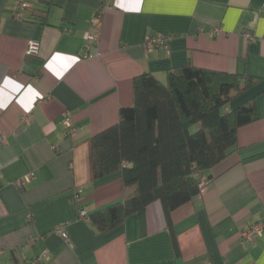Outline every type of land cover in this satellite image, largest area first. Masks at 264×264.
Instances as JSON below:
<instances>
[{"label": "crops", "instance_id": "1", "mask_svg": "<svg viewBox=\"0 0 264 264\" xmlns=\"http://www.w3.org/2000/svg\"><path fill=\"white\" fill-rule=\"evenodd\" d=\"M19 1L0 0V264H264V232L240 240L264 217V0H105L87 59L100 0H23L16 17ZM156 35L170 37L167 47L145 50ZM32 42L40 65L26 61ZM187 64L255 78L223 112L253 101L256 120L204 174V194L172 212L176 245L160 202L96 231L78 212L121 201L122 185L119 173L94 180L90 138L132 107L134 78L165 83L168 70Z\"/></svg>", "mask_w": 264, "mask_h": 264}, {"label": "trees", "instance_id": "2", "mask_svg": "<svg viewBox=\"0 0 264 264\" xmlns=\"http://www.w3.org/2000/svg\"><path fill=\"white\" fill-rule=\"evenodd\" d=\"M26 61L41 64L34 55ZM255 82L188 64L168 70L165 83L151 74L134 78L132 107L89 140L94 180L119 173L122 185L121 201L88 216L93 228L109 231L160 202L176 245L171 214L199 195L201 178L209 182L204 174L236 147L238 130L256 120L253 101L223 112Z\"/></svg>", "mask_w": 264, "mask_h": 264}, {"label": "built area", "instance_id": "3", "mask_svg": "<svg viewBox=\"0 0 264 264\" xmlns=\"http://www.w3.org/2000/svg\"><path fill=\"white\" fill-rule=\"evenodd\" d=\"M101 6L98 9V11L95 13L91 20V26L92 31L88 33L85 37V43L82 46V55L81 57L84 59L91 58L93 56L92 50L96 48L99 38H100V29H101V20L103 17V14L107 9L110 7L105 4V0H100ZM27 5L26 3L21 0L16 4L15 7V15L16 17H19V11L25 8ZM68 33L71 32V30H67ZM219 32L218 29H214L212 33ZM244 36L248 39H251V37L248 34H244ZM170 41V37L168 36H162V35H156V36H146L144 39V49L147 51H151L157 48H166L168 43ZM37 52V43H30L27 50V55H36ZM26 120L23 119L22 122H25ZM64 124L66 126V133L70 136H74L76 133V128L70 125L69 121V115L65 114L63 118ZM33 174L27 175L23 180L18 182V187L24 186L26 183L30 181ZM208 184V181L205 178H201L200 184H199V195L204 194L206 186ZM80 201V191L77 190L75 194L72 197V202L74 205H77ZM78 215L80 218L84 219L85 221L89 222V218L86 215V212L83 210H80L78 212ZM264 232V217L256 221L250 226L245 227L242 229L240 233V240L244 243H252L254 240L259 237ZM56 233L61 236L63 239L67 238L66 232L64 230L63 226H59L56 228ZM35 243L34 239H31L28 241V244L33 245ZM30 264H40V261H33Z\"/></svg>", "mask_w": 264, "mask_h": 264}]
</instances>
